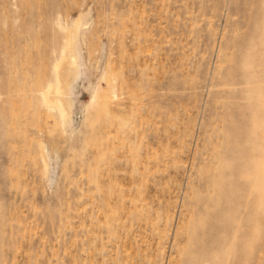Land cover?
Here are the masks:
<instances>
[{
    "label": "rangeland",
    "instance_id": "rangeland-1",
    "mask_svg": "<svg viewBox=\"0 0 264 264\" xmlns=\"http://www.w3.org/2000/svg\"><path fill=\"white\" fill-rule=\"evenodd\" d=\"M0 264H264V0H0Z\"/></svg>",
    "mask_w": 264,
    "mask_h": 264
},
{
    "label": "bare ground",
    "instance_id": "bare-ground-1",
    "mask_svg": "<svg viewBox=\"0 0 264 264\" xmlns=\"http://www.w3.org/2000/svg\"><path fill=\"white\" fill-rule=\"evenodd\" d=\"M68 29V39L62 58L55 66L56 81L49 84L44 98L45 102H52L59 105L63 113L70 117L74 106L73 83L80 75L82 62L79 48L80 29L77 26ZM44 156L45 160L48 161V157L46 155Z\"/></svg>",
    "mask_w": 264,
    "mask_h": 264
}]
</instances>
